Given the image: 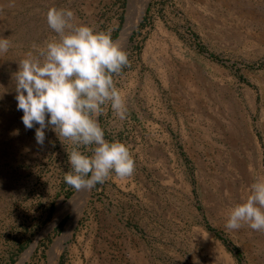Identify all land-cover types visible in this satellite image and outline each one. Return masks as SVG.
<instances>
[{"label":"rangeland","instance_id":"rangeland-1","mask_svg":"<svg viewBox=\"0 0 264 264\" xmlns=\"http://www.w3.org/2000/svg\"><path fill=\"white\" fill-rule=\"evenodd\" d=\"M51 7L116 41L128 0H0V35L12 41L0 56V264H223L198 228L234 264H264V232L225 227L264 177V0L148 1L113 76L126 119L110 106L99 117L135 171L90 188L68 232V215L54 220L78 191L64 179L73 145L51 128L37 144L15 99L20 60L57 38Z\"/></svg>","mask_w":264,"mask_h":264},{"label":"clouds","instance_id":"clouds-1","mask_svg":"<svg viewBox=\"0 0 264 264\" xmlns=\"http://www.w3.org/2000/svg\"><path fill=\"white\" fill-rule=\"evenodd\" d=\"M74 15L70 8L48 9L46 21L57 38L43 45L38 55L27 53L14 78L23 125L26 129L38 125L36 143L43 146L45 130L51 128L62 143L68 140L73 145L67 153L71 171L64 179L79 190L103 183L113 174L130 177L135 160L125 142L105 139L99 122L105 106L120 120L126 119V97L113 76L129 63L128 53L112 38L113 29L74 24ZM11 47L12 41L0 35V56ZM89 146H94L90 155ZM244 224L264 232V177L257 178L243 202L230 209L225 227L238 230Z\"/></svg>","mask_w":264,"mask_h":264},{"label":"bare ground","instance_id":"bare-ground-1","mask_svg":"<svg viewBox=\"0 0 264 264\" xmlns=\"http://www.w3.org/2000/svg\"><path fill=\"white\" fill-rule=\"evenodd\" d=\"M148 1L149 0H128L127 13L123 29L121 31L120 37H118V39L116 40L123 49L126 48L129 35L132 29L140 20ZM89 197L90 189H79L65 206L58 207L54 222H56L61 216L68 215L65 232L70 231L77 221L78 217L80 216L82 210L86 206ZM198 231H200V234L202 236L201 244L202 246H204V248L214 249L215 251H217L219 253L217 254V257L218 259L220 258L223 261V264H234L228 254H226L222 250V245L218 241H213L212 237L206 231L200 228L197 229V232Z\"/></svg>","mask_w":264,"mask_h":264},{"label":"water","instance_id":"water-1","mask_svg":"<svg viewBox=\"0 0 264 264\" xmlns=\"http://www.w3.org/2000/svg\"><path fill=\"white\" fill-rule=\"evenodd\" d=\"M122 30V29H121Z\"/></svg>","mask_w":264,"mask_h":264}]
</instances>
